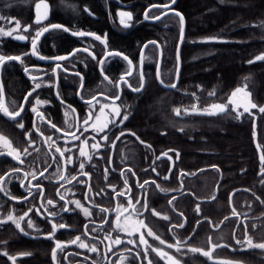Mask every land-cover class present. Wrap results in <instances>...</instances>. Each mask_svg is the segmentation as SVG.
I'll use <instances>...</instances> for the list:
<instances>
[{
    "label": "flooded vegetation",
    "instance_id": "obj_1",
    "mask_svg": "<svg viewBox=\"0 0 264 264\" xmlns=\"http://www.w3.org/2000/svg\"><path fill=\"white\" fill-rule=\"evenodd\" d=\"M37 1L24 12V19L0 17L5 23L0 24V57H4L0 61V105L9 112L23 107L15 120L0 110V137L10 142L9 145L0 139V177L4 178L0 180V228L8 225L14 235L12 243L20 242L26 249L7 258L15 257V264L23 256L29 264L37 262L41 254L50 264L163 262L149 249H154L151 245H156L155 237L164 244L184 246L173 235L176 224L170 213L158 210L151 197L170 193L169 204L180 195L176 192L181 187L165 189L162 183L169 185L177 180L181 185L186 176L185 170H178L182 153L175 140L160 149L154 144L152 132L134 131L132 110L145 101H153L154 98H144L151 90L156 94L177 91L178 82L170 87L176 79L175 51L164 54L161 48L165 42L172 45L174 38L164 35L163 44L159 45V28H167L166 17H173L172 13L149 22L166 11L159 5L171 0L146 4L138 0H45L49 4L48 17L34 21ZM142 23L150 24V37L139 40V44H113L112 39L139 30ZM7 32L12 34H4ZM20 36L26 39H19ZM154 102L166 103L173 116L181 120L191 115L203 116V106L196 103V111H191L193 106H176L172 98H155ZM177 109L180 115L176 114ZM125 116L127 119H123ZM18 122L23 123V129ZM53 124L55 128L51 127ZM182 130L177 129L180 133ZM73 133L79 139H74ZM144 134L147 140L142 138ZM105 135L107 140L103 139ZM14 150L19 151V159L14 158ZM81 151L86 155L81 156ZM113 187L125 195L117 197ZM49 200L52 204H48ZM85 209L90 215H85ZM153 210L159 215H153ZM9 216L13 219L9 220ZM140 221L147 227L141 226ZM158 221L168 222L170 240L164 237ZM238 221H250L253 229L258 225L256 216ZM53 224L57 226L55 232ZM60 224L65 227L59 228ZM182 224H186L185 219ZM149 229L154 235L147 237ZM141 233L146 243L140 241ZM244 234L241 243L236 242L239 247L251 237ZM77 237L80 240L72 243ZM117 239L121 243L116 244ZM81 243L87 246L82 248ZM8 261L13 264L9 258Z\"/></svg>",
    "mask_w": 264,
    "mask_h": 264
},
{
    "label": "trees",
    "instance_id": "obj_2",
    "mask_svg": "<svg viewBox=\"0 0 264 264\" xmlns=\"http://www.w3.org/2000/svg\"><path fill=\"white\" fill-rule=\"evenodd\" d=\"M34 1L0 0V17L24 19V12ZM138 1L146 4L156 0ZM168 1L158 0L160 3ZM174 9L185 20L177 91L156 94L151 90L144 98H172L176 106L192 107L196 103L204 108L221 102L248 78L252 101L264 107V60H255L264 54V0H176ZM172 16L166 17L167 28H159V45L163 44L164 35L174 38L172 45L166 42L162 45L164 54L175 51L179 37L180 21L175 14ZM168 21L173 22L169 24ZM149 26L142 23L139 30L112 39V42L116 46L139 44V40L152 34ZM154 99L132 110L135 124L132 129L152 132L154 144L160 149L169 147L171 140L181 149L178 170L186 173L181 185L177 180L169 185L162 183L165 189L181 187L182 190L176 192L180 195L169 204L170 193H156L161 201L154 199V194L151 197L157 209L169 212L171 221L176 224L172 228L173 235L184 247L174 251L175 256L183 264H264V248L244 249L236 245L237 240L245 237L244 232L255 241H262L264 237V173L253 144L252 129L253 119H256V139L264 155V112L240 120L228 118L227 111L216 115H191L181 120L173 116L166 103L157 104ZM178 127L183 128L182 133L177 131ZM142 138L148 139L146 134ZM233 209L239 213L238 217L233 215ZM247 216L257 217L255 229L250 221L244 224L238 221ZM183 219L186 224L179 227ZM158 222L164 237L170 240L168 222ZM160 223H164L163 226ZM13 236L8 225L0 228V264H10L1 250L8 255L26 250L20 242L12 243ZM210 242H222L212 250L213 257L233 262H213L189 250H208ZM16 262L29 264L24 256ZM31 264L50 263L49 260L45 262L41 254L37 262ZM154 264L164 263L155 261Z\"/></svg>",
    "mask_w": 264,
    "mask_h": 264
},
{
    "label": "rangeland",
    "instance_id": "obj_3",
    "mask_svg": "<svg viewBox=\"0 0 264 264\" xmlns=\"http://www.w3.org/2000/svg\"><path fill=\"white\" fill-rule=\"evenodd\" d=\"M2 19H0V24H5L3 23ZM239 90V91H237ZM235 93V95H233ZM231 101V103H230ZM219 104H223L226 105V110L228 113V118H232L234 120H240L246 116H256L260 111V107H256V108H252L251 105L255 104L252 99H251V95H250V91H249V80L248 78H244L241 83L235 88L233 89L221 102H214L212 104H209L208 106L203 108V115H216V114H223L224 112H220L218 109H213L211 106L212 105H219ZM256 105V104H255ZM248 108V111L245 112L244 109ZM192 111V110H191ZM208 113H215V114H208ZM133 228H135V225H132ZM137 228V227H136ZM132 229H129V232H132ZM264 235V233H263ZM145 236H150L148 234H145ZM218 237H221L220 234L217 235ZM251 240L253 244H261L264 243V237L262 239V241H255L252 237H248L247 240L245 241V243L243 244V246L241 248H255V247H249L248 245V240ZM153 241L155 242L156 245H151L152 247H154L155 251L153 250V248H149L151 250V252L153 251V253H155V255H158L157 257H159L161 260H163V262L165 264H183L180 259L178 257L175 256L174 251H177V248H179L178 246L173 245V247H168L169 244H161L160 240L158 239H153ZM221 241V240H219ZM150 242V241H148ZM151 243V242H150ZM222 244V242H219L218 244H215L214 242H210L209 244V249L208 250H203V249H198V251H192L193 248H190L189 250L192 252H198L200 254L203 255L204 252H210V256H206L208 260L213 261V262H221V263H230L233 262L229 259H224V258H216L213 257V255L211 254L213 248V245H220ZM258 248V247H256ZM171 250H173V252H171ZM160 251H164L166 253H168V256H170L172 259H168L167 257L165 258H161V256L159 255ZM155 258V256H153V259ZM147 264H149V262H147ZM154 264V261L151 263Z\"/></svg>",
    "mask_w": 264,
    "mask_h": 264
},
{
    "label": "snow or ice",
    "instance_id": "obj_4",
    "mask_svg": "<svg viewBox=\"0 0 264 264\" xmlns=\"http://www.w3.org/2000/svg\"><path fill=\"white\" fill-rule=\"evenodd\" d=\"M37 7H39V5H37ZM177 15H179V13H177ZM182 19H183V18L181 17V20H182ZM16 27H17V29H19V24H18V23H17ZM47 30H48L47 28L44 29V31H47ZM24 31H27V29L25 28ZM0 32H3V29H0ZM4 34H6V35H11L12 33H11V32H7V33H4ZM41 34H42V33H38L37 35H41ZM81 35H83V34H81ZM18 38H19V39H26V37H24V36H20V37H18ZM96 38L99 39V37H96ZM33 48L35 49V40H33ZM33 54H35V52H34ZM8 59H16V60H19L20 57H10V58H8ZM60 59H63V58H60ZM3 60H4V57H0V61H3ZM255 60H264V54L255 57ZM251 62H255V61H250V63H251ZM37 87H39V85H37ZM141 87H142V86H141ZM170 87H173V88H174V87H175V84L170 85ZM137 90H139V89H137ZM237 91H239V90H237ZM29 95H31V93H29ZM233 95H235V93H234ZM26 99H27V98H26ZM37 102L39 103V101H37ZM230 103H231V101H230ZM211 107H212L213 109H218L220 112H224V111L226 110V105H223V104L212 105ZM251 107H252V108H256L257 105L252 104ZM0 110L3 111L4 115H6V116H8L9 118L15 120L16 117H19V116H20L21 111H23V107H21L20 111L9 112L8 109H7L6 107H3V105H0ZM32 111L35 112L36 109L33 108ZM192 111H196V107H195V106H193ZM244 111L247 112V111H248V108H245ZM259 111H260V112H264V107H261V108L259 109ZM176 114H177V115H180V114H181V111H180L179 109H177V110H176ZM208 114H215V113H208ZM117 115H119V114L117 113ZM123 119H127V117L125 116V117H123ZM84 123L87 124V123H88V120L86 119V120L84 121ZM18 126H19L21 129L24 128V125H23L22 122H18ZM51 127L55 128V125L53 124V125H51ZM106 127H107V125L104 126V128H106ZM104 128H101L100 131H104ZM37 131H38V129H37ZM57 131H59V130H57ZM84 131H87V129H84ZM72 135H73V138H74V139H79V137L75 136L74 133H73ZM122 135H123V133H122ZM0 139H4V140H5V143H7V144L10 145V142L7 141L6 138L0 137ZM103 139H104V140H107V136L105 135V136L103 137ZM29 142L31 143V141H29ZM85 142H86V141H85ZM14 151H16V156H14V158H15V159H19V155H20L19 151H18V150H14ZM27 151H28V150L25 148V149H24V152L27 153ZM57 151L60 152V149L57 148ZM69 151H70V149H69ZM8 155H12V152H9ZM60 155L63 156L64 153H63V152H60ZM80 155H81V156H85L86 153H84L83 151H81V152H80ZM69 159H70V158H69ZM90 159H91V157H89V160H90ZM262 159H264V157H262ZM21 162H22V161H21ZM83 168H84V164L81 163V164H80V169H81V171L83 170ZM153 171H154V169H153ZM42 174H43V173H41V175H42ZM82 174H83V173H82ZM262 175H264V174H262ZM3 179H4V178L0 177V180H3ZM147 183H148V182L145 181V184H147ZM153 183H154V181H153ZM140 187L143 188L144 185L141 184ZM112 191L115 193V195H116L117 197H120V196H124V195H125V192H119V191H117V190L115 189V187H113ZM61 199H63V197H61ZM173 199H174V198H173ZM136 202H137V203H140L139 200H137ZM169 203H171V201H170ZM48 204H52V201L49 200V201H48ZM129 204H131V199H129ZM76 206H77V207H80V204L77 202V205H76ZM145 207H147V206L145 205ZM29 211H32V210L29 209ZM84 211H85V215H86V216H87V215H90V213L87 211V209H85ZM102 211H107V210H106V209H102ZM197 211H199V206H197ZM152 214H153V215H159V213L155 212L154 210H153V213H152ZM27 215H28V213H25V216H27ZM233 215L238 217V216H239V213H236L235 209H233ZM163 218H164V219H167L166 216L163 217ZM8 219L11 220V219H13V218H12L11 216H9ZM21 219H23V217H21ZM225 219H229V217H225ZM139 223L141 224V226H143V227H147L146 225L143 224V221H140ZM16 226H17V228H20V224H19V223H17ZM29 226H31V222H30V220H29ZM183 226H184L183 224H180V225H179V227H183ZM64 227H65V225H63V224H60V225H59V228H64ZM86 227H87V226H86ZM174 227H175V226H174ZM56 228H57V226H56L55 224H53V232H55ZM21 231H23V229H21ZM92 231H95V228H93ZM147 234L150 235V236L154 235L153 232L151 231V229L148 230V233H147ZM155 238H156V239H159L158 236L155 237ZM139 239H140L141 242H145V243H146V241L144 240V235H143L142 233L140 234ZM77 240H80V237H77L76 240L72 241V243H76ZM128 242H129V243H135V241H131V240L128 241ZM115 243H116V244H119V243H121V241H120L119 239H117V240L115 241ZM160 243H161V244H164L165 241L160 240ZM237 243L239 244V243H241V241L237 240ZM248 245H249V247L264 248V243H261V244H253L252 241H251L250 239L248 240ZM79 246L83 248V247H86L87 245L81 243ZM220 246H221V245H213V248H215V247H220ZM60 247H61V245L59 244V242H57V248H60ZM168 247H173V245L169 244ZM90 250H91V251H96V248H92V249H90ZM153 250L155 251V249H153ZM177 251H179V248H177ZM192 251H198V249H192ZM3 255H6V256H7L8 254L5 252V253H3ZM159 255L161 256L162 259L165 258V257H167L168 259H172L170 256H168V253H166V252H164V251H160V252H159ZM203 255H205V256H209V257L211 258V256H210V252H204ZM53 257H55V250L53 251ZM8 258H9L10 260L13 261V264H15V260H16L15 257L9 256ZM149 264H151V261H149Z\"/></svg>",
    "mask_w": 264,
    "mask_h": 264
},
{
    "label": "water",
    "instance_id": "obj_5",
    "mask_svg": "<svg viewBox=\"0 0 264 264\" xmlns=\"http://www.w3.org/2000/svg\"><path fill=\"white\" fill-rule=\"evenodd\" d=\"M176 3V0H171L169 3L167 4H163V5H159L160 8H164L166 9L165 12H162L161 14H159L158 16H156L153 19H150L149 22H154L162 17H164L165 15L172 13L175 14L176 16H178L179 21H180V32H179V37H178V41H177V45H176V49H175V54H176V79H175V83L176 84L178 82V78H179V74H180V69H181V60H180V47L182 44V41L184 39V34H185V20L183 18V16L181 15L180 12H178L176 9H174V5ZM37 5H39V7H37ZM157 6V5H156ZM151 9V7H149L144 14V17L146 18V12ZM34 12H35V19L34 21H42L44 19H46L48 17L49 14V4L47 1L45 0H39L35 3L34 5ZM177 13H179V15H177ZM181 17L183 18L181 20ZM146 46V44L142 47L141 52L144 50V47ZM161 60V49H159V63ZM158 68H159V64H158ZM255 123H256V119H253L252 122V129L254 132V139H253V144L256 148L257 154H258V158H259V162L260 164H264V159H262V157H264L263 152L257 142L256 139V132H255ZM262 173H264V169H262L261 171Z\"/></svg>",
    "mask_w": 264,
    "mask_h": 264
}]
</instances>
